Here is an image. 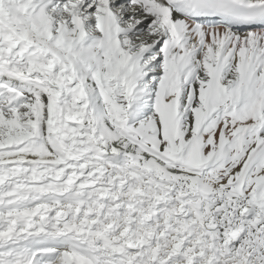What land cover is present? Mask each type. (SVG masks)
Segmentation results:
<instances>
[{
  "label": "snow or ice",
  "instance_id": "snow-or-ice-1",
  "mask_svg": "<svg viewBox=\"0 0 264 264\" xmlns=\"http://www.w3.org/2000/svg\"><path fill=\"white\" fill-rule=\"evenodd\" d=\"M0 264H264V0H0Z\"/></svg>",
  "mask_w": 264,
  "mask_h": 264
}]
</instances>
